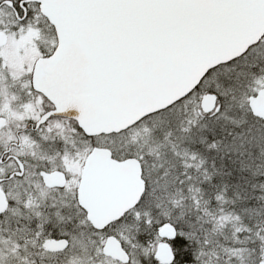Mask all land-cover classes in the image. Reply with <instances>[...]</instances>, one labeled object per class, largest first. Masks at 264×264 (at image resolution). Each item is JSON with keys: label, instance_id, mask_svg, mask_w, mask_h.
<instances>
[{"label": "snow or ice", "instance_id": "6c2138e0", "mask_svg": "<svg viewBox=\"0 0 264 264\" xmlns=\"http://www.w3.org/2000/svg\"><path fill=\"white\" fill-rule=\"evenodd\" d=\"M0 264H264V0H0Z\"/></svg>", "mask_w": 264, "mask_h": 264}]
</instances>
